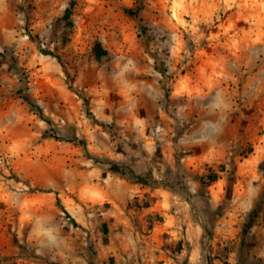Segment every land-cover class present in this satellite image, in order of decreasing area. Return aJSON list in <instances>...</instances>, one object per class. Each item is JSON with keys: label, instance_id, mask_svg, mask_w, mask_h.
Segmentation results:
<instances>
[{"label": "rangeland", "instance_id": "1", "mask_svg": "<svg viewBox=\"0 0 264 264\" xmlns=\"http://www.w3.org/2000/svg\"><path fill=\"white\" fill-rule=\"evenodd\" d=\"M0 264H264V0H0Z\"/></svg>", "mask_w": 264, "mask_h": 264}, {"label": "trees", "instance_id": "2", "mask_svg": "<svg viewBox=\"0 0 264 264\" xmlns=\"http://www.w3.org/2000/svg\"><path fill=\"white\" fill-rule=\"evenodd\" d=\"M126 11L128 13H130V10L126 9ZM47 53L52 54L51 52H47ZM102 125H105V124H102ZM111 169L113 171L119 172L122 175H127L135 183H139L142 185H147L149 183V177L138 174L133 168H131L129 166H122V165L115 164L112 166ZM150 178H153L152 173L150 174ZM218 178H219L218 173H212V172L210 173L209 172V173L204 174L200 177V183L203 186H210L213 182L217 181ZM63 209H64V212L66 213V215L70 219H72V223L75 226H78L77 221L72 217L70 212L65 207H63ZM104 229H105L104 231L107 233L108 232V226L106 224H104Z\"/></svg>", "mask_w": 264, "mask_h": 264}, {"label": "crops", "instance_id": "3", "mask_svg": "<svg viewBox=\"0 0 264 264\" xmlns=\"http://www.w3.org/2000/svg\"><path fill=\"white\" fill-rule=\"evenodd\" d=\"M122 183V182H121ZM151 188H147V185H142L139 183L128 182L124 180V183L120 184V188L117 192L112 194L110 198L116 201H123L128 202L129 199L133 196H143L144 193L150 191ZM160 194L159 188L154 189L151 192V195H158Z\"/></svg>", "mask_w": 264, "mask_h": 264}, {"label": "built area", "instance_id": "4", "mask_svg": "<svg viewBox=\"0 0 264 264\" xmlns=\"http://www.w3.org/2000/svg\"><path fill=\"white\" fill-rule=\"evenodd\" d=\"M145 256H146V258L150 261V262H152V263H154L156 260H155V258H153L151 255H150V253H146L145 254Z\"/></svg>", "mask_w": 264, "mask_h": 264}]
</instances>
